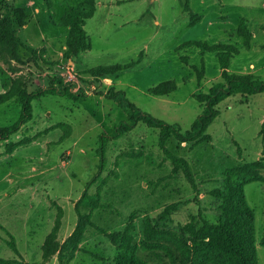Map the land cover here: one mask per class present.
<instances>
[{
  "label": "rangeland",
  "instance_id": "obj_1",
  "mask_svg": "<svg viewBox=\"0 0 264 264\" xmlns=\"http://www.w3.org/2000/svg\"><path fill=\"white\" fill-rule=\"evenodd\" d=\"M5 1L10 10L29 11L27 23H14V28L35 53L22 49L20 60L9 63L0 58V68L20 79L27 92L65 85L76 96L49 92L33 99L31 119L0 140V264H59L57 254L42 258L41 245L58 206L62 218L57 240L72 232L75 203L84 192L88 199L98 197L100 206L80 207L90 213L93 225L86 227L67 264H113L118 247L107 233L124 231L129 221L137 254L151 261L156 255L139 246L144 217L157 230L171 231L187 222L215 221L219 199L211 191L222 187L225 171L264 156V92L234 94L219 102L218 115L206 130L208 140L194 144L167 139L165 148L188 162L195 189L181 170L172 172L158 144V128L140 121L113 136L115 127L128 118L109 95L119 91L142 112L185 132L204 109L193 94L207 92L220 81L216 53L193 41L236 48L237 53L226 50L232 53L228 71L264 81V0H95V11L84 24L89 48L69 58L62 55L68 29L59 20L79 0ZM191 14L199 16L193 25ZM242 19L251 34L249 47L237 32ZM128 63L132 65L110 75L87 72ZM166 80L176 84L172 93L156 96L148 91ZM20 111L15 98L1 104L0 127L15 122ZM18 141L21 144L7 152L6 144ZM102 141L105 162L99 170ZM261 174V181L245 184L244 193L254 210L258 263L264 264L259 244L264 170ZM166 208L164 219H159ZM10 235L16 251L7 244Z\"/></svg>",
  "mask_w": 264,
  "mask_h": 264
},
{
  "label": "trees",
  "instance_id": "obj_2",
  "mask_svg": "<svg viewBox=\"0 0 264 264\" xmlns=\"http://www.w3.org/2000/svg\"><path fill=\"white\" fill-rule=\"evenodd\" d=\"M95 11V0H79L76 7H69L60 17V24L67 27L65 38L64 57H72L84 49L89 48V41L84 30L85 20L93 15ZM29 11L20 7L10 10L5 0H0V58L9 63L11 60H20L22 49L35 53L30 46L25 45L16 35L14 23L25 25L29 19ZM198 15L190 16V25L197 20ZM239 35L245 38L244 44L249 47L250 32L242 19L237 28ZM198 47L215 52L220 68V81L214 82L207 92L194 93V99L204 105L203 112L192 122L190 128L185 132L174 125L155 118L152 115L142 112L132 102L128 101L119 91H110L112 97L127 115V121L120 122L114 129L113 136H118L132 129L138 122H143L151 127L159 129L158 144L169 158L172 165V172L182 171L186 180L195 189L196 184L190 171L188 162L165 148V143L170 136L178 142L199 143L210 139L206 133L208 126L218 115L216 105L227 97L234 94L251 95L264 92V81L257 75L237 74L228 71L232 52L237 53L234 47H226L221 44L209 46L206 42L193 41ZM132 65H109L98 66L88 69L92 76L110 75ZM197 78H202L199 71ZM0 83L4 92L0 93V105L15 98L21 105L18 119L10 125L0 127V140H7L15 133L21 124L32 117V100L45 93L59 92L70 97L76 95L69 91L65 85L60 87H47L33 92H27L23 82L18 78H11L7 72L0 68ZM60 83V82H59ZM59 88V89H58ZM176 89L173 80H166L148 88V91L156 96H164ZM59 90V91H58ZM264 124V121L262 122ZM18 142H8L7 152L20 145ZM100 149L99 170L103 168L104 141ZM264 170V156L250 162L235 165L224 173L223 185L215 188L211 194L219 199V214L215 221L201 220L199 225L191 222L185 223L179 230H157V225L148 217H144V237L139 242L142 250L153 252L156 261L148 260L137 254V247L132 242V222L129 221L122 232L107 233L109 238L118 247V253L113 259V264H259L256 238L254 228V210L246 201L244 186L247 183L261 181V172ZM91 181L86 184V188ZM88 205L90 208L100 206L98 197L88 199L86 192L75 203L77 222L72 232L61 242L57 240V232L61 225L62 209L58 206L53 227L45 236L41 245V255L48 260L52 255L57 254L59 264H67L72 260L75 251L78 249L83 233L87 226L93 225L90 221V213H82L81 206ZM166 208L159 215L164 219L168 212ZM264 215V208H263ZM0 228L3 226L0 225ZM99 230H102L98 227ZM7 244L16 251L14 238ZM259 244L264 247V231L259 239ZM3 262L11 263L13 260Z\"/></svg>",
  "mask_w": 264,
  "mask_h": 264
},
{
  "label": "crops",
  "instance_id": "obj_3",
  "mask_svg": "<svg viewBox=\"0 0 264 264\" xmlns=\"http://www.w3.org/2000/svg\"><path fill=\"white\" fill-rule=\"evenodd\" d=\"M73 65V64H72Z\"/></svg>",
  "mask_w": 264,
  "mask_h": 264
}]
</instances>
